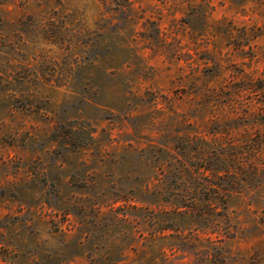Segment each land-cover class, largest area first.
I'll list each match as a JSON object with an SVG mask.
<instances>
[{"label": "rangeland", "instance_id": "rangeland-1", "mask_svg": "<svg viewBox=\"0 0 264 264\" xmlns=\"http://www.w3.org/2000/svg\"><path fill=\"white\" fill-rule=\"evenodd\" d=\"M0 264H264V0H0Z\"/></svg>", "mask_w": 264, "mask_h": 264}]
</instances>
